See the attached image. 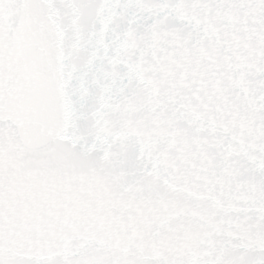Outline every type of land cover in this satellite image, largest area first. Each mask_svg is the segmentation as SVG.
<instances>
[{"label": "snow or ice", "instance_id": "snow-or-ice-1", "mask_svg": "<svg viewBox=\"0 0 264 264\" xmlns=\"http://www.w3.org/2000/svg\"><path fill=\"white\" fill-rule=\"evenodd\" d=\"M0 264H264V0H0Z\"/></svg>", "mask_w": 264, "mask_h": 264}]
</instances>
